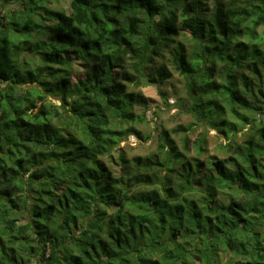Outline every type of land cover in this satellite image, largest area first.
<instances>
[{
	"label": "trees",
	"instance_id": "16d2710c",
	"mask_svg": "<svg viewBox=\"0 0 264 264\" xmlns=\"http://www.w3.org/2000/svg\"><path fill=\"white\" fill-rule=\"evenodd\" d=\"M67 1L0 0V264H264V0ZM157 59L192 124L115 159L148 139L129 86L167 81ZM192 125L227 156L201 161Z\"/></svg>",
	"mask_w": 264,
	"mask_h": 264
},
{
	"label": "rangeland",
	"instance_id": "374dc122",
	"mask_svg": "<svg viewBox=\"0 0 264 264\" xmlns=\"http://www.w3.org/2000/svg\"><path fill=\"white\" fill-rule=\"evenodd\" d=\"M54 2V1H53ZM53 6V5H52ZM59 9L68 10V1L67 0H58L57 5L54 6ZM12 7L10 8V10ZM0 17H3L2 22L5 24L7 19L5 18V13L0 9ZM75 58V57H71ZM165 65L167 71L171 72V77L159 86L155 85H142L136 89L129 86V90L135 92H141L146 98L150 99L151 102L147 104V111L144 118V121L138 125V129L141 131L142 135L145 137L148 136L146 141H141L133 136H129L127 139L122 141L116 151L112 154L113 158H117L119 152H122L126 155L127 158L131 157H145L154 152H156L158 145V136L160 128L164 127L169 129H174L178 126H187L192 124L191 116L184 114L181 107H178L177 104L185 98L184 91V80L173 70L166 60L157 59L155 61V67L159 68L160 66ZM71 69L72 77L71 83L75 84L79 80H84L86 78V70L79 64V61L71 59ZM23 93V92H19ZM162 93L166 97V102L171 105L166 107L163 97L160 96ZM183 102V101H182ZM52 103L55 106L59 105L57 100L46 96L45 98L39 99L38 105ZM137 113L140 112V109H136ZM35 113L36 110H33ZM192 132H188L187 136L190 141H193L195 136L207 134L206 139V152L202 154L199 159L203 162L209 160V158H218L223 159L227 156V152L224 149L227 141L219 136L214 130L205 128L204 126H194ZM245 129L239 131L235 137L231 138V141L234 143H240L243 138L242 132ZM171 139H174L176 146L179 150H182V141L184 136L179 133L178 135H170ZM189 156H196L191 150L187 153ZM110 171L117 175L120 171L119 166L115 164L108 163ZM23 222V221H22Z\"/></svg>",
	"mask_w": 264,
	"mask_h": 264
}]
</instances>
